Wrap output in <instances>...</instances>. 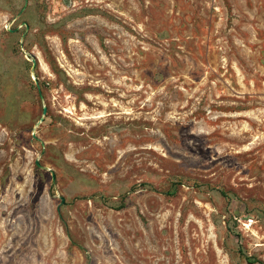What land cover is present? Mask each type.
<instances>
[{
  "label": "rangeland",
  "instance_id": "1",
  "mask_svg": "<svg viewBox=\"0 0 264 264\" xmlns=\"http://www.w3.org/2000/svg\"><path fill=\"white\" fill-rule=\"evenodd\" d=\"M0 264H264V0H0Z\"/></svg>",
  "mask_w": 264,
  "mask_h": 264
},
{
  "label": "water",
  "instance_id": "2",
  "mask_svg": "<svg viewBox=\"0 0 264 264\" xmlns=\"http://www.w3.org/2000/svg\"><path fill=\"white\" fill-rule=\"evenodd\" d=\"M27 29H28V27H27ZM33 66H34V67L36 66V61H33ZM46 114H47V108L44 107V109H43V117L40 119V123H43V122H44V119H45V115H46ZM40 123H39V124H40ZM39 124H37V126H38ZM34 137H36L35 134H34ZM36 166L39 167V168L42 169V170H48L47 167L41 165V163H40L39 160L36 161ZM48 171H50V170H48ZM50 172H51V171H50ZM52 179H53V183H54V182L56 181V177H55V174H54V173H52Z\"/></svg>",
  "mask_w": 264,
  "mask_h": 264
},
{
  "label": "built area",
  "instance_id": "3",
  "mask_svg": "<svg viewBox=\"0 0 264 264\" xmlns=\"http://www.w3.org/2000/svg\"><path fill=\"white\" fill-rule=\"evenodd\" d=\"M237 221L242 225L243 231H249L253 227V225L255 224V220L253 218H248L245 221L238 219Z\"/></svg>",
  "mask_w": 264,
  "mask_h": 264
}]
</instances>
